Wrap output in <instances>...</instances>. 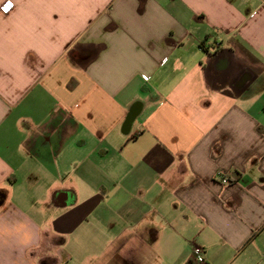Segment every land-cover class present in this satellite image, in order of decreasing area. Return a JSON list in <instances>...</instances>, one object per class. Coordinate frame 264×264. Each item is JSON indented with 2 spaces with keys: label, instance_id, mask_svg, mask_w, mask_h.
<instances>
[{
  "label": "crops",
  "instance_id": "1",
  "mask_svg": "<svg viewBox=\"0 0 264 264\" xmlns=\"http://www.w3.org/2000/svg\"><path fill=\"white\" fill-rule=\"evenodd\" d=\"M11 1L0 264H264V0Z\"/></svg>",
  "mask_w": 264,
  "mask_h": 264
},
{
  "label": "built area",
  "instance_id": "2",
  "mask_svg": "<svg viewBox=\"0 0 264 264\" xmlns=\"http://www.w3.org/2000/svg\"><path fill=\"white\" fill-rule=\"evenodd\" d=\"M14 6V3L11 0H5L4 2H2V4L0 5V12L3 14H7ZM144 79H147L146 77H144ZM223 183H228V180L226 178L222 179ZM203 249L200 245H193L192 247V255L194 257V260L196 262H201L203 261Z\"/></svg>",
  "mask_w": 264,
  "mask_h": 264
},
{
  "label": "trees",
  "instance_id": "3",
  "mask_svg": "<svg viewBox=\"0 0 264 264\" xmlns=\"http://www.w3.org/2000/svg\"><path fill=\"white\" fill-rule=\"evenodd\" d=\"M193 260H194V257H193ZM193 260H188L187 264H194V261Z\"/></svg>",
  "mask_w": 264,
  "mask_h": 264
}]
</instances>
